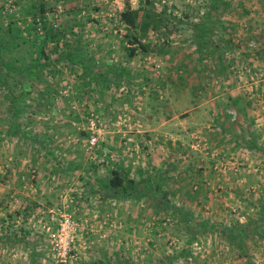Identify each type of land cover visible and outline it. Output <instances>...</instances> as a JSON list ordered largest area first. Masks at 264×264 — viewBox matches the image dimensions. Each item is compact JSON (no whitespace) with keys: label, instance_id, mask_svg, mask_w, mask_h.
Segmentation results:
<instances>
[{"label":"rangeland","instance_id":"rangeland-1","mask_svg":"<svg viewBox=\"0 0 264 264\" xmlns=\"http://www.w3.org/2000/svg\"><path fill=\"white\" fill-rule=\"evenodd\" d=\"M33 1L0 0V37L13 19L27 36ZM44 1L45 68L40 40L0 60V234L25 232L19 263L264 264V0H129L172 20L144 31L127 0ZM134 33L150 50L131 57Z\"/></svg>","mask_w":264,"mask_h":264},{"label":"trees","instance_id":"trees-1","mask_svg":"<svg viewBox=\"0 0 264 264\" xmlns=\"http://www.w3.org/2000/svg\"><path fill=\"white\" fill-rule=\"evenodd\" d=\"M213 2H215V0H213ZM33 9H35V11H33ZM25 11L27 12V14H31L32 17H34V22H35V23L29 24L26 27V31L28 33L27 36L24 35V30H22L20 27L15 25L16 19L12 18L13 21H11L9 23L8 28L3 27V25L1 24V29H3V31L5 32V35H2L0 37V60H2V62L4 63V58H2V57L5 55L6 51L3 47L6 48V46H8V44H9V42L13 43L14 45H18L19 44V38H21L22 42H24V43H29L30 40H34L33 44L37 45L38 41L40 40V44L38 45L39 51L36 54V56L34 57L35 62H36L34 66L37 67V66L41 65V68H45V65H47V62H45V61H47V60H45L44 62H41V63H40V61H42V59H43L42 56H44V58L47 59L48 55L45 51L44 45L41 46V39H42L43 43H45V41H47V40H55V39L58 40L59 39V33H58L59 31H54L53 28H49V29H47L44 37L38 38L37 23H38V21L41 22V19L45 16V13L47 11L46 10V2L44 0H38V1L34 0L28 7H26ZM162 16H163L162 13L155 12L154 10H152V8H148L146 6H140L139 8H133L130 5L129 0L126 1V7L120 12V20L122 23H124L128 27L129 31L131 30V28H134V29L140 28L142 31L147 30V29H149L151 23L154 21L155 18H160L161 26L167 27L169 25V23H171L172 20L169 17V15H165L163 17ZM175 18H177V17H175ZM44 26L46 27V25H44ZM204 29H202V31H204ZM12 33H14L15 36L10 37V34H12ZM202 34H201L200 38L203 37ZM132 36H133V40H131V41H132L133 46L128 49V55L129 56L134 57L140 51L148 52L150 50L149 45L143 43V41L140 40L139 37L137 36V33H134ZM205 41L208 42V39H203L202 41H199V42H200V44H203ZM134 44H136V45H134ZM210 50H206V51L211 52V53L218 52V50H216L215 48H214V52L210 51ZM222 52L220 51V53H219L220 56L218 55L217 58H215V60L218 59L219 62L223 64L224 63V54ZM207 56H208L207 54L205 56L203 55V57H200V60L203 61L204 59H208ZM255 57L258 58L259 56L256 55ZM4 64H6V62ZM223 68H224V65H223ZM112 173H113V175L110 176L108 179L109 185L111 187L117 189V190L123 189L125 186L124 177L120 174V172L118 170H114Z\"/></svg>","mask_w":264,"mask_h":264},{"label":"crops","instance_id":"crops-1","mask_svg":"<svg viewBox=\"0 0 264 264\" xmlns=\"http://www.w3.org/2000/svg\"><path fill=\"white\" fill-rule=\"evenodd\" d=\"M253 117L251 115H250V117H248L251 120V122L254 121ZM21 167L22 166H20V168ZM14 216H15L14 217L15 220H13V221L15 222L16 219H17V215L14 214ZM8 217L4 218L0 214L1 221H5L6 223L11 222L9 220L10 218L13 217V216H11V212L8 213ZM19 218H20V216H19ZM14 230L13 231H9V233H6V234H3V232L0 234V250L6 246L7 247L6 248V253L8 252L7 253L8 255L6 253H4V254L0 253L1 254V258L2 257H6L5 260H4L5 263H2L3 260H0V264H37V263H19L20 260L16 259L18 256H22L23 255L24 252L21 251L22 247L26 248V246H29L30 244L26 243V239L25 240L22 239L23 238V235H22L23 234L22 233L23 229H21L20 231H17L16 228H14ZM37 239H40V241H41V237H38ZM37 241L38 240H36V242ZM3 243H4L5 246H3ZM33 244H35V242ZM33 246H35V245H33ZM32 249H34V248H32ZM13 251H15L14 253H17V254L21 253V254L20 255L19 254L18 255H14ZM12 256H14V258H12ZM14 259L16 260V263H14V261H13Z\"/></svg>","mask_w":264,"mask_h":264},{"label":"built area","instance_id":"built-area-1","mask_svg":"<svg viewBox=\"0 0 264 264\" xmlns=\"http://www.w3.org/2000/svg\"><path fill=\"white\" fill-rule=\"evenodd\" d=\"M95 141L96 138L93 137L91 139V142L95 143ZM73 230L74 226L70 214H63L60 223V228L55 238V249L58 255L63 259H66L69 254L70 247L74 238Z\"/></svg>","mask_w":264,"mask_h":264}]
</instances>
